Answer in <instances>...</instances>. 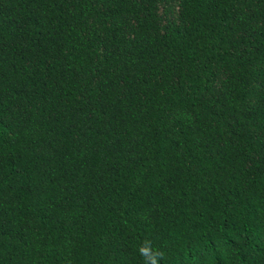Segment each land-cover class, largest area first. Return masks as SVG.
<instances>
[{"label":"trees","instance_id":"1","mask_svg":"<svg viewBox=\"0 0 264 264\" xmlns=\"http://www.w3.org/2000/svg\"><path fill=\"white\" fill-rule=\"evenodd\" d=\"M264 264V0H0V264Z\"/></svg>","mask_w":264,"mask_h":264},{"label":"clouds","instance_id":"2","mask_svg":"<svg viewBox=\"0 0 264 264\" xmlns=\"http://www.w3.org/2000/svg\"><path fill=\"white\" fill-rule=\"evenodd\" d=\"M137 251L143 259V264H160L165 257V252L155 247L153 241L147 237L140 242Z\"/></svg>","mask_w":264,"mask_h":264}]
</instances>
